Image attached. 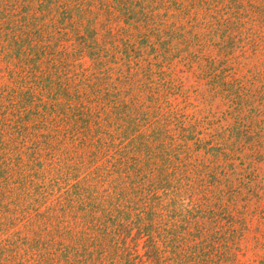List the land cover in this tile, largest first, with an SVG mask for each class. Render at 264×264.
Wrapping results in <instances>:
<instances>
[{"label": "trees", "instance_id": "1", "mask_svg": "<svg viewBox=\"0 0 264 264\" xmlns=\"http://www.w3.org/2000/svg\"><path fill=\"white\" fill-rule=\"evenodd\" d=\"M178 20L183 25L161 32L164 23ZM244 31L254 50L263 44L264 0H0V73L14 85L0 88V146L5 130L22 146L49 130L39 135L48 149L63 148L67 160L96 167L95 179L115 192L107 209L91 195L81 204L79 210L89 208L84 220L95 233L94 251L83 259L76 253L74 264L106 258L109 264H233L237 239L255 232L252 239L264 246V191L253 184L252 163L245 172L232 171L237 151L251 152L241 161L264 157V109L249 111L261 117L257 134L236 132L246 146L211 147L213 141L198 138L213 124L211 114L249 119L239 80H228V69L217 67L234 59L205 58L202 42L221 32V53L230 52L236 46L228 36ZM261 76L254 78L263 83ZM176 95L203 105L206 116L195 124L178 118L171 102ZM140 129L150 134L131 137ZM201 150L203 158L195 154ZM1 172L4 184L14 178ZM235 174L237 183L230 180ZM36 176L25 173L16 181L24 186ZM127 239L133 249L142 241V256H132Z\"/></svg>", "mask_w": 264, "mask_h": 264}, {"label": "rangeland", "instance_id": "2", "mask_svg": "<svg viewBox=\"0 0 264 264\" xmlns=\"http://www.w3.org/2000/svg\"><path fill=\"white\" fill-rule=\"evenodd\" d=\"M165 12L164 8H160L158 14L162 15ZM164 25L161 27L162 33L166 28L173 30L175 27L183 25V23H179L178 20L177 25L171 26L167 22ZM249 27V25H246L245 29L247 30ZM184 28L189 29V26L184 24ZM205 30V28H196L199 33H203ZM253 30L260 31L255 26ZM245 32L238 37H236L237 33L228 36L227 42L229 38L234 36L236 47L235 50L223 53H221L223 50L222 45L226 36L222 35L221 32L202 38V42L206 43L207 46L204 51L205 58L210 57L216 63H220L226 57L234 59L228 60V63L224 66L217 65V67L223 71L228 69V80H239V85L242 88L241 93L244 94L248 104L243 112L245 116H249V119L242 121L241 118L236 119L233 115L223 117L221 120L217 118L221 117V111L214 115L215 118L212 114L209 115L213 124H209L202 129L198 138L202 142L213 141L210 144L211 147L217 142L229 148L235 145V149L240 143L246 146L244 138L237 140L236 132L249 129V136H254L260 130L259 128L256 129L254 125H258L261 117H252L253 112L249 113V111L253 109L260 112L264 109V96L259 92L261 89L259 86L261 85L264 88V82L261 83L254 78L256 75L257 77L261 75V77H264V42L254 50L249 41L251 38L247 37L248 35ZM192 51L197 52L198 48L193 46ZM197 67L199 71L200 67ZM3 86L14 87L8 77L0 73V88ZM261 97L263 98L260 99ZM177 98V95L172 97L171 102L173 103L172 112L177 114L178 118L184 116L187 118V122L195 124V119L198 120L200 117L206 116L204 112L206 109L197 101H178ZM215 109L219 111L217 106H215ZM222 109H226L225 104ZM32 123L35 124L33 120ZM249 126L251 127L249 128ZM5 132L7 135L1 136L2 144L0 146V251H3L0 264H71L69 260L71 262L75 261L78 252L82 253L80 257L82 259L85 256L91 257L94 247L90 243L95 233L87 229L89 224L84 220L89 208L82 211L79 208L81 204L89 202L86 197L91 195L92 198H95L96 203H100L104 206L103 209H107L109 202L115 197L113 189L108 187V181L102 183L95 179L96 167H89V164L76 165V160H67L68 155L64 153L66 151H63V148L57 151L48 149L44 144V137L39 135L47 134L49 130L37 132L38 136L26 140L24 146L19 144L20 142L16 140L17 136L12 131L5 130ZM120 133V131L113 132L114 137L118 138ZM140 134L148 136L150 132L149 130L140 129L131 137ZM263 134L264 132H260V135ZM175 136L177 138V135ZM254 138L257 140L256 137ZM261 139L259 138V140ZM167 142L165 140V143ZM127 143L126 140L123 146ZM179 143V141H175V145ZM187 143L194 150V141ZM247 143L251 145L248 141ZM226 151L231 150L226 149ZM261 152L264 156V149ZM247 153L249 155L251 152L238 153L237 151L236 154L233 153L237 160L234 161L232 171L234 173L238 171L245 172L249 166L248 163H252V169L256 177L253 184L260 186L264 191V157L259 162L252 158L241 161L242 155ZM195 154L199 158L205 157L202 150L195 152ZM20 156H22L21 162L18 160ZM38 164L39 166H35ZM102 164L104 163H99V165ZM74 167H77L78 170L73 171ZM1 171L14 175V178L4 184L5 181L1 178ZM34 172H37L36 178L27 179V185L21 186L20 182L16 181L18 177L24 176L25 173L32 174ZM113 178L116 179V176H113ZM30 180H32V185H30ZM230 180L237 183L238 176L235 174L230 177ZM245 181L247 180L245 179ZM37 188H39V192L36 191ZM77 188L81 189L82 194L80 196L73 194ZM261 193L264 194L262 191ZM125 205L127 203L122 204V206ZM132 213L134 214L133 211ZM102 215V212L96 214L97 217H102ZM252 236L257 235L254 232L250 234L248 239H245L244 236L237 239L239 243V249L236 251L237 262H233V264H263L264 246L257 245ZM126 247H132L128 239L126 240ZM142 247V241H137L135 249L131 248L132 256H142ZM109 262V259L106 258L104 264H109ZM72 263L74 264V262Z\"/></svg>", "mask_w": 264, "mask_h": 264}]
</instances>
